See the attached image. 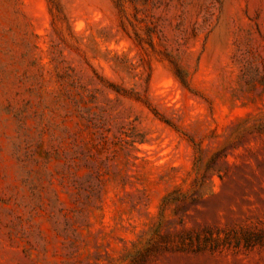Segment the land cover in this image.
<instances>
[{"label":"rangeland","instance_id":"obj_1","mask_svg":"<svg viewBox=\"0 0 264 264\" xmlns=\"http://www.w3.org/2000/svg\"><path fill=\"white\" fill-rule=\"evenodd\" d=\"M0 264H264V0H0Z\"/></svg>","mask_w":264,"mask_h":264}]
</instances>
